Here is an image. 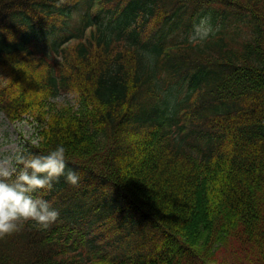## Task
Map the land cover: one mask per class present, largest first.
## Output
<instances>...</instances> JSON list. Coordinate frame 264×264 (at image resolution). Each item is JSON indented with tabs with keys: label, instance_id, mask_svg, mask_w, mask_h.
<instances>
[{
	"label": "trees",
	"instance_id": "16d2710c",
	"mask_svg": "<svg viewBox=\"0 0 264 264\" xmlns=\"http://www.w3.org/2000/svg\"><path fill=\"white\" fill-rule=\"evenodd\" d=\"M0 76L18 155L66 149L0 264H264V0H0Z\"/></svg>",
	"mask_w": 264,
	"mask_h": 264
},
{
	"label": "clouds",
	"instance_id": "9594fccd",
	"mask_svg": "<svg viewBox=\"0 0 264 264\" xmlns=\"http://www.w3.org/2000/svg\"><path fill=\"white\" fill-rule=\"evenodd\" d=\"M212 31L210 19L201 18L193 26L189 39L203 41ZM65 154V147L58 145L47 155L0 159V238L14 234L29 221L43 228L56 222L59 212L47 200L33 193L38 189L51 190L53 181L65 175ZM16 164L23 167L18 169ZM66 179L77 186L80 176L69 170Z\"/></svg>",
	"mask_w": 264,
	"mask_h": 264
},
{
	"label": "rangeland",
	"instance_id": "374dc122",
	"mask_svg": "<svg viewBox=\"0 0 264 264\" xmlns=\"http://www.w3.org/2000/svg\"><path fill=\"white\" fill-rule=\"evenodd\" d=\"M0 79L2 77L0 76ZM74 102L72 94H61L58 101ZM0 111V159L6 157H16L18 155L19 147L26 142H35L36 125L32 117H25L23 120L10 122Z\"/></svg>",
	"mask_w": 264,
	"mask_h": 264
}]
</instances>
